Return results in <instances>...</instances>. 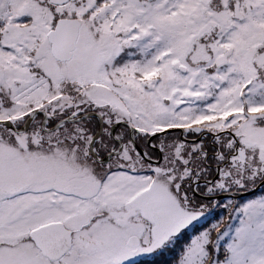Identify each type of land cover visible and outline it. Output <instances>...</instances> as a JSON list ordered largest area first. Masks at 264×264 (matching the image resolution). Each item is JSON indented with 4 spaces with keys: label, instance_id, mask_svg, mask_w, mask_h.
I'll return each instance as SVG.
<instances>
[{
    "label": "snow or ice",
    "instance_id": "1",
    "mask_svg": "<svg viewBox=\"0 0 264 264\" xmlns=\"http://www.w3.org/2000/svg\"><path fill=\"white\" fill-rule=\"evenodd\" d=\"M0 264H264V0H0Z\"/></svg>",
    "mask_w": 264,
    "mask_h": 264
}]
</instances>
